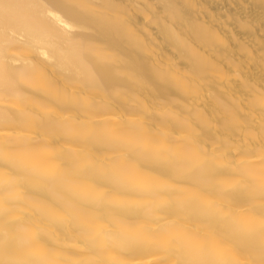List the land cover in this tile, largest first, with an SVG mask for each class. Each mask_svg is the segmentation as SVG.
<instances>
[{
    "label": "bare ground",
    "instance_id": "bare-ground-1",
    "mask_svg": "<svg viewBox=\"0 0 264 264\" xmlns=\"http://www.w3.org/2000/svg\"><path fill=\"white\" fill-rule=\"evenodd\" d=\"M0 264H264V0H0Z\"/></svg>",
    "mask_w": 264,
    "mask_h": 264
}]
</instances>
